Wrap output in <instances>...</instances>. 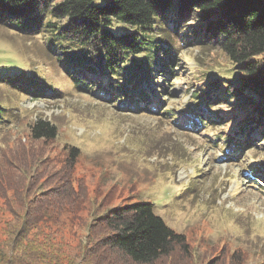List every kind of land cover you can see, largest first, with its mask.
<instances>
[{
	"label": "rangeland",
	"instance_id": "374dc122",
	"mask_svg": "<svg viewBox=\"0 0 264 264\" xmlns=\"http://www.w3.org/2000/svg\"><path fill=\"white\" fill-rule=\"evenodd\" d=\"M163 37L166 42L168 33ZM170 39L178 55L172 66L175 75L162 94L156 86L149 112L134 101L111 100L95 85L88 91L78 89L75 71L62 63L60 47L47 37L38 16L0 23V150H15L18 139L29 143V128L36 121L55 125L57 137L41 142L43 153L34 157L33 193L58 184L65 169L63 146L80 151L70 169L73 188L80 189L79 197L73 195V210L65 206L52 213L54 221L40 223L61 253L30 228L28 235L38 240L31 247L34 264H82L90 246L87 261L96 252L101 259L108 251L97 246L105 232L97 217L131 202L152 203L165 223L185 236L190 260L176 254L165 264H228L232 251L244 253L246 264H264V182L257 185L250 171L252 166L264 172L262 127L251 134L257 139L253 146L229 157L233 145L226 136L236 115L233 105L211 102L204 120L198 121L187 104L195 88L204 87L207 74L220 76L232 65L212 46L188 45L180 34ZM101 72L98 69L97 75ZM132 85L146 91L148 82ZM191 106L201 111L200 102ZM8 209L0 202L3 255L10 248L2 241L10 243L23 224V215L13 216ZM14 252L19 253L15 247ZM107 257L130 264L122 256ZM21 260L31 263L33 258L22 255Z\"/></svg>",
	"mask_w": 264,
	"mask_h": 264
},
{
	"label": "trees",
	"instance_id": "16d2710c",
	"mask_svg": "<svg viewBox=\"0 0 264 264\" xmlns=\"http://www.w3.org/2000/svg\"><path fill=\"white\" fill-rule=\"evenodd\" d=\"M37 16L39 24L44 23L47 37L60 47L62 63L70 64L75 71L73 81L78 89L88 91L95 85L109 99L134 101L149 112H153L156 86L162 94L175 75L172 66L178 55L170 37L180 34L181 41L188 45L216 48L232 70L213 78L207 74L202 81L204 87H196L189 96L187 108L200 121L211 102L233 105L236 115L226 136L228 144L233 145L229 157H236L257 142L251 135L255 129L262 127L259 132L264 134V0H0L1 24ZM115 23L121 24V29ZM163 30L169 36L166 42ZM98 69L102 71L99 76ZM143 81L148 82L146 91L132 85ZM192 102H200L201 111L192 109ZM56 137L55 125L39 120L29 128V143L18 139L15 150H0V202L13 216L23 215L19 235L10 243L2 241L10 250L3 255L4 246H0V264H34L31 247L38 240L30 238L35 237L28 235L30 228L37 230L38 238L44 236L45 245L61 253L40 223L54 221L52 213L65 206L73 210V195L79 197L80 189L73 188L70 169L79 157V149L63 146L65 169L56 178V186L33 193L31 183L37 171L34 157L43 153L41 142ZM250 169L257 185L264 182L263 170ZM97 221L105 231L97 246L108 253L99 259L96 252L87 261L92 250L91 246L85 248L82 264H120L112 254L130 264H165L176 254L190 260L185 236L168 226L152 203L112 207ZM20 245L23 248L18 249ZM14 247L19 253L14 252ZM22 255L33 261L21 260ZM228 264H246L244 253L232 251Z\"/></svg>",
	"mask_w": 264,
	"mask_h": 264
}]
</instances>
